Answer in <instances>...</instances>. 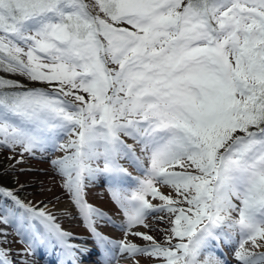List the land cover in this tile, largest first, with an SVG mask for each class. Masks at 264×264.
Listing matches in <instances>:
<instances>
[{
	"label": "snow or ice",
	"instance_id": "6c2138e0",
	"mask_svg": "<svg viewBox=\"0 0 264 264\" xmlns=\"http://www.w3.org/2000/svg\"><path fill=\"white\" fill-rule=\"evenodd\" d=\"M95 5L103 17L93 15L85 0H0V71L59 82L54 93L8 91L23 85L0 78V144L29 153L64 151L52 160L67 177L64 186L99 241L121 253H143L165 264H219L205 249L223 239L236 242L239 264H264V252L245 247L264 248V0ZM121 22L134 30L115 26ZM122 135L148 153L150 167L143 168ZM118 156L132 159L147 177L130 195L113 188L127 229L144 224L151 212L166 211L175 217L167 241L179 243L164 247L137 232L152 241L139 248L96 232L92 217L104 213L83 200V182L103 171L118 185L126 174ZM101 158L103 169L92 167ZM157 183L174 189L177 198ZM0 196L12 201L0 205V223L19 232L39 221L46 235L37 229L29 247L55 239L64 264H78V252L87 249L68 243L70 234L51 215L25 204L13 190L0 187ZM148 196L163 204L154 206ZM185 203L187 208L179 206ZM0 264H11L2 248Z\"/></svg>",
	"mask_w": 264,
	"mask_h": 264
},
{
	"label": "rangeland",
	"instance_id": "374dc122",
	"mask_svg": "<svg viewBox=\"0 0 264 264\" xmlns=\"http://www.w3.org/2000/svg\"><path fill=\"white\" fill-rule=\"evenodd\" d=\"M85 2L90 5L89 10L93 15L97 13L102 15L101 12H99L98 6L95 5V0H85ZM29 89H39L49 92L46 87L34 83L25 90ZM121 138L127 144L132 145L136 156L140 157L142 161L143 168L150 167L148 153L141 151V146L131 138L123 135ZM0 139H2V137H0ZM68 139L67 136H64L62 142H67ZM0 146L4 145L0 144ZM6 148L8 149L6 151L7 154H0L1 157H3L2 161L4 163L7 162L8 169L4 172V176L8 177L11 174V177H14L16 180L15 187L19 190L16 196L25 204H30L37 210H43L46 214L51 215L54 218L53 222L59 225L62 231L65 230V232L70 234L69 238L87 242L92 241L94 239V233L91 227L80 212L73 193L64 186L67 177L61 175L52 164V160L58 159L66 153L59 150L53 151L51 148L45 151L36 150L33 153H29L24 152L23 148L19 145L15 146V148ZM100 150L103 151L102 148ZM12 159L18 160L20 163H14L15 161L12 162ZM116 163L126 169V174H124L123 180L118 185H113L110 179L111 174L103 171L97 172L92 179H88L86 176V198L89 201L87 204L104 213L103 218L96 216L92 217L94 221L93 227H95L96 232L102 237H105V230L111 234L121 233V237L118 238L119 240L135 244L139 248L150 247L152 241H147L144 240L142 236L134 235V233L139 232L153 236L155 240L164 247H171L165 246L164 243L167 242L166 234L168 231L170 233L171 223H173L175 218L174 214L166 211L151 212L145 218L144 224H138L131 229H127L128 217L121 205L113 198V188L116 187L120 189L121 195H130L131 192L138 187V180L147 177L142 168L137 167L133 160L128 157L118 156L116 157ZM92 167L103 169V158L92 162ZM175 170L180 171L181 169ZM188 171H194V169L190 168ZM128 177L131 181L126 179ZM156 187L165 195H170L174 199L177 198L175 190L171 187L159 183L156 184ZM148 200L154 206L163 204L158 198L154 199L151 196H148ZM4 204L11 205L12 201L0 196V205ZM179 206L188 207L186 203ZM232 216L238 219V212H233ZM32 223L35 225V228H23L19 232L13 224L0 223V248L7 252L11 264H25V262L29 264L28 260L32 257V254L29 255V253H27L32 250V248L29 247L30 238L37 229L42 236L46 235V228L42 223L39 221H33ZM144 225H147V227ZM239 239L240 237L237 235L236 241ZM47 241L48 240H45L44 243ZM43 244L35 246L34 249L40 248ZM236 246L235 241L226 243L221 239L219 242L213 241L210 246L205 249V252L211 253L213 260H218L219 264H239L234 256ZM245 247L256 252H264V248L261 251H259V248L253 249L251 243L246 244ZM139 254V259L146 263L163 262L165 264L163 258H155L143 253ZM200 258L203 260L204 255L202 254Z\"/></svg>",
	"mask_w": 264,
	"mask_h": 264
},
{
	"label": "bare ground",
	"instance_id": "6f19581e",
	"mask_svg": "<svg viewBox=\"0 0 264 264\" xmlns=\"http://www.w3.org/2000/svg\"><path fill=\"white\" fill-rule=\"evenodd\" d=\"M179 169V168H176ZM234 202L239 204V201ZM66 208V207H65ZM65 232V230H63ZM68 243L78 245L82 249H87L86 252H78V261L84 262L82 264H144L137 258V254L133 255L127 252L121 253L114 244L108 246L96 240L94 242L80 241L68 238ZM90 244V246L88 245ZM90 247V248H88ZM263 250V248H259ZM63 249L58 241L55 239L48 240L42 245L40 249L34 252L29 258V264H64L65 257L63 256ZM95 254V256H93ZM39 256V258H36ZM87 262V263H86Z\"/></svg>",
	"mask_w": 264,
	"mask_h": 264
},
{
	"label": "trees",
	"instance_id": "16d2710c",
	"mask_svg": "<svg viewBox=\"0 0 264 264\" xmlns=\"http://www.w3.org/2000/svg\"><path fill=\"white\" fill-rule=\"evenodd\" d=\"M101 14L102 15H100V16L103 17L104 14L102 12H101ZM115 26L127 28L129 30H134L131 25H129V24L125 23V22H121L120 24L115 25ZM108 67L109 68H116L117 66L112 64V63H109ZM0 78H3L5 80L16 81L18 84L23 85V89H18V88L17 89H5V90H8V91L25 90V89H28L30 87V85H33V83L34 84H38L40 86L46 87L49 92H56L57 89L59 88V82L47 83V82H42V81H33V80H30L26 75H21L19 73H10V72H6V71H0ZM67 87L68 86L66 85L65 88H67ZM73 91L77 92L78 90H73ZM79 94L85 95L86 99L88 98L87 94H85V93L80 92ZM66 99L71 100L72 97H67ZM236 135L237 136H242V135H244V133L238 131L236 133ZM7 150L8 149L6 147L0 146V154H3V153L7 154V152H6ZM223 151H224V149H221V152H223ZM2 158L3 157H1V155H0V187L13 190L14 194L16 195V193L19 191L15 187L16 186V180L14 179V177H11V174L8 177L4 176V172L8 168H7V162L4 163L2 161ZM8 159H10V158H8ZM11 161L12 162L15 161L14 163L18 162V160H13V159ZM18 163H20V162H18Z\"/></svg>",
	"mask_w": 264,
	"mask_h": 264
}]
</instances>
